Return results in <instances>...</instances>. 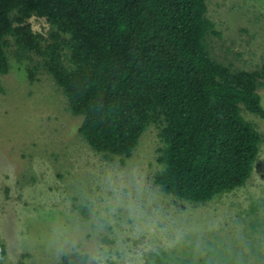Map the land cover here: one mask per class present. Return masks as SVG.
<instances>
[{
    "label": "rangeland",
    "instance_id": "1",
    "mask_svg": "<svg viewBox=\"0 0 264 264\" xmlns=\"http://www.w3.org/2000/svg\"><path fill=\"white\" fill-rule=\"evenodd\" d=\"M207 5L219 33L207 39L211 56L233 70L259 71L264 0ZM28 22L49 38L46 18ZM9 42L10 71L0 75L2 264H58L74 249L90 254V264H264V119L244 112L262 138L244 186L204 204L180 200L154 182L163 169L159 126L145 132L129 158L94 151L46 70L29 79L41 59L20 55Z\"/></svg>",
    "mask_w": 264,
    "mask_h": 264
},
{
    "label": "trees",
    "instance_id": "2",
    "mask_svg": "<svg viewBox=\"0 0 264 264\" xmlns=\"http://www.w3.org/2000/svg\"><path fill=\"white\" fill-rule=\"evenodd\" d=\"M207 13V0H0V75L13 38L20 55L41 59L29 79L46 70L81 119L80 135L107 158L131 157L159 126L155 184L204 204L251 178L262 138L244 112L264 119V65L233 70L215 60L207 39L219 33ZM34 16L49 22L48 39L33 31ZM6 256L0 241V264ZM90 262L74 249L58 264Z\"/></svg>",
    "mask_w": 264,
    "mask_h": 264
}]
</instances>
